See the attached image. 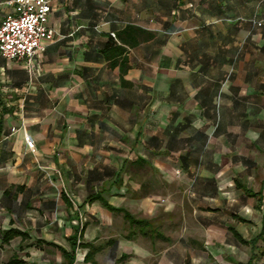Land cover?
I'll list each match as a JSON object with an SVG mask.
<instances>
[{"label": "crops", "instance_id": "1", "mask_svg": "<svg viewBox=\"0 0 264 264\" xmlns=\"http://www.w3.org/2000/svg\"><path fill=\"white\" fill-rule=\"evenodd\" d=\"M51 1L41 72L0 56V264H264V0Z\"/></svg>", "mask_w": 264, "mask_h": 264}, {"label": "built area", "instance_id": "2", "mask_svg": "<svg viewBox=\"0 0 264 264\" xmlns=\"http://www.w3.org/2000/svg\"><path fill=\"white\" fill-rule=\"evenodd\" d=\"M8 4L14 10L0 25V56L22 63L30 76H36L47 44L55 40V31L48 25L52 1L9 0ZM25 142L30 150L36 149L28 135Z\"/></svg>", "mask_w": 264, "mask_h": 264}, {"label": "trees", "instance_id": "3", "mask_svg": "<svg viewBox=\"0 0 264 264\" xmlns=\"http://www.w3.org/2000/svg\"><path fill=\"white\" fill-rule=\"evenodd\" d=\"M108 207L112 211H118L116 208H113L111 206H108ZM126 218L133 225H139V224H145L146 223V222H143V221L135 220L128 213H126ZM18 235H20V233L15 231V230H10V231L4 232L3 233L4 242H10V240L14 239ZM69 240H70V243H71V246H72V250L71 251H66L64 248L56 246L54 244H48V245H53L54 247H57L58 249H60V251L62 252L63 257H64V261H63L62 264H75L77 248H78L79 245L80 246L83 245V244H78V240H79L78 236L71 237ZM94 256H95V252H92V253L89 252L87 257H86V259L88 261H90L92 264H95ZM8 264H28V263L23 261V260H21V259H19V258H13V259L10 260V262Z\"/></svg>", "mask_w": 264, "mask_h": 264}]
</instances>
